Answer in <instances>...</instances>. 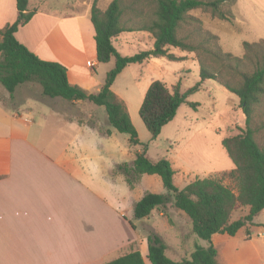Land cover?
I'll list each match as a JSON object with an SVG mask.
<instances>
[{
	"label": "crops",
	"instance_id": "obj_1",
	"mask_svg": "<svg viewBox=\"0 0 264 264\" xmlns=\"http://www.w3.org/2000/svg\"><path fill=\"white\" fill-rule=\"evenodd\" d=\"M100 1L97 7L105 10L112 0L103 1L102 6ZM93 2L27 0V12L33 16L15 33L16 40L38 58L63 65L69 84L91 94L99 92L105 80L98 74L100 63L90 20ZM190 14L218 36L223 51L236 57L244 54V42L264 41V0H236L230 21L212 19V23L200 10ZM16 18V1L0 0V29ZM132 33L138 34V40L146 42L149 50L153 48L154 41L143 32L122 33L114 43ZM234 39L240 53L230 47ZM173 55L189 60L194 56L187 52ZM19 87L12 96L13 107L7 91H0V264H103L133 250L150 264L146 241L156 232L147 222L153 220L155 210L141 220L130 213L134 221L124 211L94 213L96 199L105 191L97 192L96 165L91 160L102 159L113 131L109 127L102 130L100 122L90 123L94 113L83 119L79 111L84 102L63 101L65 108L54 103L37 111L31 98L18 95ZM37 90L40 98H33L44 101L47 97L41 87ZM3 100L10 102L8 107L2 105ZM64 110L71 114L64 115ZM48 118L54 122L49 123ZM107 130L110 135L104 134ZM172 214L189 222L184 213L160 212L158 216L168 217L171 226L180 231ZM138 225L147 231L138 232ZM178 233L176 250L180 253L165 244L166 251L177 255V259L171 258L174 261L188 257L197 244L193 240L185 250L186 236Z\"/></svg>",
	"mask_w": 264,
	"mask_h": 264
},
{
	"label": "trees",
	"instance_id": "obj_2",
	"mask_svg": "<svg viewBox=\"0 0 264 264\" xmlns=\"http://www.w3.org/2000/svg\"><path fill=\"white\" fill-rule=\"evenodd\" d=\"M15 1V22L0 29V84L10 98L18 86L30 83L39 85L42 95L50 99L89 102L103 107L109 127L127 135L131 147L140 143L126 105L111 90L117 76L128 65L144 64L151 58L181 60L170 53L172 48L194 54L200 82L184 93L179 84L168 88L161 81L152 82L138 115L155 140L162 128L175 118L187 97L199 91L203 82L213 81L235 95L244 115V127H237L238 133L221 142L234 166L223 177L229 179L233 187L225 185L222 178H204L179 190L174 185L175 172L168 160H151L145 151L137 153L131 164L123 163L116 169L130 189L142 175H157L167 192L166 195L145 193L133 206V216L137 220L148 217L155 209L163 210L173 205L189 218L192 233L208 242L215 234L234 237L239 230L252 224L264 210V41L244 42L243 56H233L223 52L218 37L190 14L200 10L212 18L230 21L236 0H112L105 10L99 9L94 0L90 20L95 32L96 59L100 64L111 60L114 64L101 90L93 94L69 84L63 65L41 60L16 40L15 33L30 21L33 12H27V0ZM127 32L147 33L154 41L153 48L121 56L114 47V40ZM104 134L110 135V131ZM238 207L248 208V214L231 221ZM147 242L150 264H219L213 245L204 248L196 244L188 257L174 261L167 257V247L159 236L149 234ZM103 264L145 262L141 254L133 250Z\"/></svg>",
	"mask_w": 264,
	"mask_h": 264
},
{
	"label": "rangeland",
	"instance_id": "obj_3",
	"mask_svg": "<svg viewBox=\"0 0 264 264\" xmlns=\"http://www.w3.org/2000/svg\"><path fill=\"white\" fill-rule=\"evenodd\" d=\"M101 1L100 6H102L103 1L107 0ZM201 13L208 17L211 22L212 19H216L210 17L209 14ZM207 31L214 34L210 30ZM130 37L133 38L132 42L124 40ZM138 37L139 35L136 33L124 34L114 43V47L121 56H132L139 52L149 51L150 47L147 43L139 41ZM229 44L234 52H241L237 39L230 41ZM172 51L176 55H186V52L177 49ZM112 68L113 60L107 64H100L98 74L105 78L106 73ZM154 81H161L168 88L179 84L181 93L186 92L200 82L199 66L195 56H192V60L182 58L177 61H169L166 58H152L144 64H130L115 79L111 90L127 107L140 143L136 147L129 145L127 135L118 133L109 127L107 121H103V118L106 119L103 107H97L89 102H84L81 106L79 114L83 119L87 118L88 114L94 113V118L90 119L89 122L96 124L100 122L102 130L109 127L114 133L109 138L108 149L103 154L101 153L102 159L93 157L91 160L92 164L96 165L94 175L97 192L105 191L101 198L96 199L94 213H123L122 211H124L127 213L128 219L134 221L130 213H133L134 203L140 200L145 193L167 194L161 179L157 175H142L136 180L133 189H130L124 176L117 171L118 165L131 164L135 155L144 151L151 160L160 158L168 160L175 172L174 185L179 190L196 179L204 178H222L225 185L233 187L229 179L223 177L224 174L232 171L234 166L221 142L224 138L238 133L237 127H244L245 120L239 107V99L217 83L205 81L201 84L199 91L187 97L178 109L175 118L164 126L159 136L153 140L139 118L138 111L149 85ZM23 85L18 86V95H21L23 99L31 98L37 111H41L48 104L54 103L65 108L66 104L61 99L55 100L56 102H52L50 98H43L44 101H36L35 98H40L37 90L40 89V86L30 83ZM0 91L6 94L1 85ZM29 91L31 92L30 95H28ZM1 102L6 107L10 103L7 100ZM15 104V101L11 99V107ZM191 104L196 106L193 107ZM62 113L64 115L71 114L70 112L66 113L65 110ZM51 115L50 113L49 116ZM48 121L53 123L54 118H48ZM62 123L67 125L64 121ZM160 212L166 214L183 212L174 208L173 205H169L163 210L155 209L153 220L147 222L149 226L154 227L156 234H153L159 236L166 245L172 247L177 253H180L179 250H176V246L179 244L178 232H180L186 236L185 250H188V246L193 243V240L204 248L213 245L217 250L219 264H264V210L253 220L252 224L239 230L234 237L226 234H215L212 236L211 242L198 239L192 233L191 222L187 216L188 223L172 214V218L181 227L178 231L171 226L168 217L158 216ZM247 214L248 208L238 207L233 212L231 221ZM143 227L138 225V232H146L147 229ZM146 244H148L147 241ZM166 255L170 259L178 258L170 249L166 251Z\"/></svg>",
	"mask_w": 264,
	"mask_h": 264
}]
</instances>
